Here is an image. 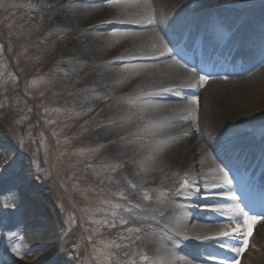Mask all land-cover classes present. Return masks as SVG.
I'll return each instance as SVG.
<instances>
[{"label":"rangeland","instance_id":"obj_1","mask_svg":"<svg viewBox=\"0 0 264 264\" xmlns=\"http://www.w3.org/2000/svg\"><path fill=\"white\" fill-rule=\"evenodd\" d=\"M54 1L0 0V177L8 176V179L0 180V212L4 213L1 209H5L9 213L11 208L17 206L24 215H30L10 231L12 238L7 237L4 240L6 243L1 241L4 247L0 248V264H40V261L43 264H152L149 254L136 245L152 224H159L158 216L152 214L153 208L148 206L164 198L166 204L182 205L190 216L195 210L203 212L211 207L217 211L220 207L228 208L233 204V200L226 198L228 186L219 195L227 201L215 203L211 198L214 195L210 190L212 185L207 184V187L198 184L197 187L192 183L190 189H194L191 190L194 193L189 192L187 185L172 195L183 183L185 178L182 176L174 184V187L178 185L175 191L162 186L159 194L153 188H140L136 182L125 178V173L131 169L146 170L145 166L152 162L150 151L146 149L147 152H140L139 156L136 154L131 161L127 157L120 160L111 153L109 146L119 142L126 132L130 133L128 137L132 140H143L145 143L142 144L148 145L147 122L151 124V121L140 120V123H136L138 127L127 128L113 139L106 140L102 136L100 130L103 127L110 128L120 122L119 110L122 105L113 108L110 97L97 93L99 84L89 81L90 74L101 70L94 67L87 69L82 56L94 51L96 44L85 37H76V41L82 40L80 44L83 45L79 51L71 49L72 36L68 29L58 23L60 11L55 9L57 5ZM81 1L85 5L100 6L105 2L118 4L127 0ZM129 1L137 3L139 0ZM178 2L183 3L176 8L174 16L177 18H172L173 22L166 18V14L160 13L158 20L163 27L171 28L176 21L178 24L202 11L203 4L198 3L199 0ZM246 2L248 0H239L234 7L247 8L248 5H243ZM161 5L154 0L151 3L153 13L160 11ZM252 9L243 11L241 18ZM107 14V20L101 23L99 29H89L88 32L110 35L127 29H145L125 26V23L117 21L107 23L116 20L112 19L110 13ZM258 21L257 27L261 33L264 20ZM258 37L264 39V35ZM132 59L131 56L117 59L120 69L130 70L126 71L123 83L131 86L135 76L130 74L132 71L129 67L136 63ZM92 66H96L95 60ZM176 89L172 93L173 100H168L184 102L186 90L191 87L178 85ZM122 92L123 88L112 99L131 98L130 113L139 120L142 101H146L148 95L129 92L128 96L122 97ZM134 92H139V87ZM197 98L198 105L193 104L199 112L207 99L202 94ZM254 129L252 127L244 134L230 132L228 137L233 139L236 138L234 134H240L251 142L258 137L264 138V124L251 133ZM208 131L209 127H203V132ZM220 136V140L227 137L223 134ZM195 191L208 203L191 205L188 201H179L188 197L187 194H195ZM34 193L45 197L56 220L49 239L41 235L45 224L29 212L31 205L35 207ZM146 195L148 199H145ZM219 212L222 213L220 216L226 214L223 213L224 209ZM203 217L208 221H203L205 225H212L209 221L214 218L210 214ZM190 220L188 218L187 223ZM215 223L220 232L225 231L223 227L227 226V222L217 220ZM34 234H40V237L34 238ZM182 239H177L183 245H180V254L188 256L196 252L202 255L205 251L203 240L189 251V246L184 244L187 240ZM167 240L172 241L170 238ZM48 245H52L51 251L43 252ZM211 245L219 246L220 242L212 241ZM258 246H253L243 264H264L263 238L258 240ZM13 249H17L19 254ZM202 256L204 261L198 264H211L209 252Z\"/></svg>","mask_w":264,"mask_h":264},{"label":"bare ground","instance_id":"obj_2","mask_svg":"<svg viewBox=\"0 0 264 264\" xmlns=\"http://www.w3.org/2000/svg\"><path fill=\"white\" fill-rule=\"evenodd\" d=\"M144 1L146 3L143 4ZM153 1L139 0L135 3L127 0L118 4L105 2L100 6L85 5L81 0H55L54 3L57 5L55 9L60 11L58 23L68 29L69 35L72 36L71 49L76 51L83 45L80 44L82 40L76 41V37H85L87 41L96 44L94 51L82 56L87 69L94 67L101 70L90 74L89 81L99 84L97 93L110 97L109 102L113 108H119L122 105L119 110L120 122L113 124L110 128L103 127L100 130L102 136L106 140L113 139L117 137L118 133H124L127 128L138 127L139 124L138 126L136 124L138 121L139 123L145 119L151 121V124L147 122V126L149 125L147 127L148 145L142 144L143 140H132L128 137L130 133L126 132L122 134L123 137L119 142H113L109 146L111 153L120 160H125L127 157L131 161L136 154L139 156L140 152H147L146 149L148 152L150 151L152 162L145 166L146 170L131 169L125 173V178L136 182L140 188H153L154 192L159 194L162 186L171 187L175 191L178 185L174 187V184L179 182L178 179L181 176L184 179L185 173H187V180L196 185H212L210 190L218 197L220 191L227 184L218 179L221 177V172L218 162L213 159L220 155H213L215 149L212 144L220 140L222 134L227 136L224 141L229 144L231 137H228V133L244 134L249 132L250 128L255 127L251 132L254 133L256 128L264 124V66L251 71L247 69L246 72L239 73L238 77L216 79L207 83L203 92L207 100L199 112L192 101H169L173 100L172 93L177 90L178 85L189 87L188 85L195 84V75L184 71L181 68V63L170 56L167 42L159 35L163 28L162 22L158 20L160 13L166 14V18L172 21V18H177L174 16L176 8H179L183 2L155 0L162 4V9L153 13L151 6ZM238 1L199 0L198 3L202 2L203 5L201 6L202 11L198 12L197 16L210 11L211 17L216 19L213 22L217 27H222V25L226 27L227 24L232 25L233 28L236 27L235 40L238 49H241L248 40H251V43L255 42V33L249 27L255 24L256 19L264 20V0H248L244 3L243 5H248V8L253 9L243 20L241 13L248 8L234 7ZM147 3L149 5H146ZM107 13L113 16L112 19H116L113 21L119 23L124 21L125 26L132 25L145 29H127L110 35L88 32L89 29H99L101 23L107 20ZM150 20L151 23H149ZM124 56L135 57L136 63L129 67L132 71L130 74L135 76L132 86L123 83V78L128 70L120 69L117 65L119 63L117 59ZM94 60L96 66H92ZM138 87L139 92H134V89ZM122 88L124 89V92L121 93L122 97L128 96L129 92L141 93L142 96L148 95L147 100L142 101L143 106L138 114L139 120L130 113L131 98L112 99L119 94ZM163 89L172 90L162 91ZM199 91H202V87H199ZM152 97H155L156 100ZM180 117H185V119L181 120ZM195 117H197L196 121ZM203 127H209L210 131L203 132ZM240 134H234V136L238 137ZM4 179H8V176L0 177V180ZM131 188L133 189V187ZM200 190L202 191V187ZM177 192L176 190L172 195ZM197 197L198 195L195 197L191 195L188 200L194 203L206 202V199ZM32 198L35 200V207L31 205L29 212L31 211L36 219L39 218V222L42 221L45 224L44 232L41 235L45 239H49L56 224L54 215L49 210L44 196L34 193ZM230 206L235 207L234 203ZM148 208H153L152 214L158 216L159 224H157L158 226L152 224L146 231L147 234L142 236L136 245H140L139 248L149 254L152 264H198L194 258L189 256L190 254L188 256L180 254L183 245L179 244L177 239L187 240L185 245L189 246L190 250L203 240L195 239V237L215 236L220 232L217 223H212L209 226L203 223V215H207L206 213L197 211L195 215L190 216L182 205L166 204L164 198H161L158 203H151ZM27 215L20 212L17 206L14 209L11 208L8 213L9 221L12 223L8 227L9 231L22 223ZM41 217L42 219H40ZM188 218H191L189 223H187ZM234 224L230 222V225L223 228L228 231L231 227H235ZM39 235L34 234V238L40 237ZM185 237L189 238L185 239ZM168 238L172 241L167 240ZM261 238L264 239V220L256 229L249 249L253 248L255 244L258 246V240L260 241ZM205 241L206 243L210 242ZM46 248V251L43 252L51 251L52 245H48ZM248 250L244 255L235 258L239 260L240 264H243L242 262L249 254ZM39 263L43 264L41 261Z\"/></svg>","mask_w":264,"mask_h":264},{"label":"snow or ice","instance_id":"obj_3","mask_svg":"<svg viewBox=\"0 0 264 264\" xmlns=\"http://www.w3.org/2000/svg\"><path fill=\"white\" fill-rule=\"evenodd\" d=\"M124 21H120V23H123ZM152 21L150 20L149 23H151ZM107 23H116V21H108ZM168 51L170 52L171 49H168ZM134 59V57H133ZM209 80L208 76L205 75H201L199 77V86L202 87L207 81ZM189 87H197V85L194 84H190L188 85ZM172 89H163L162 91H171ZM192 102L196 103L198 105V98L197 97H193L192 98ZM179 119L183 120L185 119V117H180ZM220 172L223 173V175L221 177H218V179L222 180L223 183L226 184H231L232 183V179L231 177L228 175L227 171H224L223 168L219 169ZM187 173H185V179L183 181V183L180 185V188L177 189V191L179 192L181 189L185 188L188 185V180H187ZM207 187V185H206ZM213 187H215V185H213ZM229 199L236 201L237 197L235 196L234 193H229L228 194ZM149 197L146 195L145 199H148ZM116 207H119V205H116ZM217 211H220V209H217ZM228 211L230 213H232V215H230L228 217L229 220L231 221H236L238 219L243 220V223H235V227H231L230 230L228 231H222L218 234V236H204V237H195V239H203V240H208V241H216L219 239V237L223 236V237H229L232 240H237L240 241L242 243L241 247H234L232 245L229 244H220L219 246L221 248H227L229 251L232 252H236L238 255L242 254L249 246V238L252 237L253 235V230L255 225L260 221V220H264V214H250L248 211H246L243 207H241L238 203L235 205V207L229 206ZM136 231H139V229H136ZM189 237H185V239H188ZM14 252H16L17 254H19L17 249H13ZM143 259L147 260V257H143ZM209 260H215V257L209 256L208 257ZM233 261L235 262V264H240L239 260H236L235 258H233L232 260H222L219 261V264H233Z\"/></svg>","mask_w":264,"mask_h":264}]
</instances>
